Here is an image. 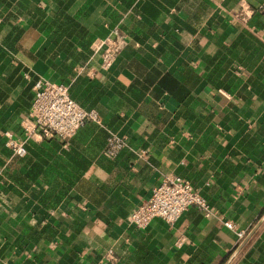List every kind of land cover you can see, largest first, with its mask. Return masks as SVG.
I'll use <instances>...</instances> for the list:
<instances>
[{
	"label": "crops",
	"instance_id": "obj_1",
	"mask_svg": "<svg viewBox=\"0 0 264 264\" xmlns=\"http://www.w3.org/2000/svg\"><path fill=\"white\" fill-rule=\"evenodd\" d=\"M0 18V264H264V0H0ZM116 26L128 43L104 70ZM38 78L101 122L16 155L5 132L25 138ZM167 174L212 215L136 228Z\"/></svg>",
	"mask_w": 264,
	"mask_h": 264
},
{
	"label": "built area",
	"instance_id": "obj_2",
	"mask_svg": "<svg viewBox=\"0 0 264 264\" xmlns=\"http://www.w3.org/2000/svg\"><path fill=\"white\" fill-rule=\"evenodd\" d=\"M2 19L0 18V24ZM128 43V36L118 26L96 44L100 56V68L107 70L113 66L117 56ZM35 96L30 112L23 118L21 126L25 138L19 140L11 132H5L6 146L16 155L24 156L28 149V139L39 135L44 138L57 137L70 139L89 122H101L95 109H86L70 93L68 84L46 78H38L34 83ZM127 145L126 138L111 134L104 154L113 158ZM191 206L197 207L206 217L212 215L210 203L199 189L188 179L176 174H167L155 185L150 196L138 204L128 217L129 222L138 229L147 228L155 218L174 225ZM233 229L234 225L225 221ZM241 239L244 231H238ZM113 259L112 253L108 254Z\"/></svg>",
	"mask_w": 264,
	"mask_h": 264
},
{
	"label": "water",
	"instance_id": "obj_3",
	"mask_svg": "<svg viewBox=\"0 0 264 264\" xmlns=\"http://www.w3.org/2000/svg\"><path fill=\"white\" fill-rule=\"evenodd\" d=\"M253 233H254V231L253 232H251L250 234H249V236L247 237V239L243 242V244L253 235ZM242 244V245H243Z\"/></svg>",
	"mask_w": 264,
	"mask_h": 264
}]
</instances>
